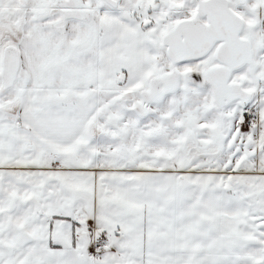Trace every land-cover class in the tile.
<instances>
[{
  "label": "snow or ice",
  "instance_id": "1",
  "mask_svg": "<svg viewBox=\"0 0 264 264\" xmlns=\"http://www.w3.org/2000/svg\"><path fill=\"white\" fill-rule=\"evenodd\" d=\"M0 264H264V0H0Z\"/></svg>",
  "mask_w": 264,
  "mask_h": 264
}]
</instances>
